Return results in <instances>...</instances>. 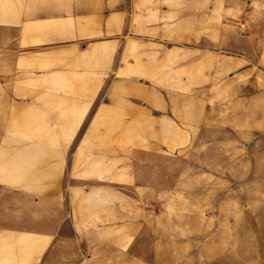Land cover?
<instances>
[{
  "label": "crops",
  "instance_id": "obj_1",
  "mask_svg": "<svg viewBox=\"0 0 264 264\" xmlns=\"http://www.w3.org/2000/svg\"><path fill=\"white\" fill-rule=\"evenodd\" d=\"M260 68L264 0H0V264H183L194 131L249 115L264 170Z\"/></svg>",
  "mask_w": 264,
  "mask_h": 264
},
{
  "label": "rangeland",
  "instance_id": "obj_2",
  "mask_svg": "<svg viewBox=\"0 0 264 264\" xmlns=\"http://www.w3.org/2000/svg\"><path fill=\"white\" fill-rule=\"evenodd\" d=\"M262 73L264 69L260 68L259 74ZM221 117L211 115V127L201 124L194 131L196 165L201 167L203 160H210L215 168L210 179L196 174L190 196L194 209L177 213L180 239L186 234L193 236L189 243L180 242L185 256L183 264H264V170L260 169L259 180L251 179L250 158L254 154L250 147V116L232 118L238 124L236 131L220 129L225 128L218 124ZM235 140V147L225 149L240 153V176L232 180L218 178V143ZM258 158L261 168L264 141H260ZM197 170L202 168L196 166Z\"/></svg>",
  "mask_w": 264,
  "mask_h": 264
},
{
  "label": "built area",
  "instance_id": "obj_3",
  "mask_svg": "<svg viewBox=\"0 0 264 264\" xmlns=\"http://www.w3.org/2000/svg\"><path fill=\"white\" fill-rule=\"evenodd\" d=\"M239 27H240V30L243 34H245L248 31V26L244 23L240 24Z\"/></svg>",
  "mask_w": 264,
  "mask_h": 264
}]
</instances>
